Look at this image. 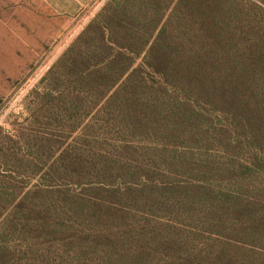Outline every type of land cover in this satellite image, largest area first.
Returning <instances> with one entry per match:
<instances>
[{
    "label": "rangeland",
    "instance_id": "374dc122",
    "mask_svg": "<svg viewBox=\"0 0 264 264\" xmlns=\"http://www.w3.org/2000/svg\"><path fill=\"white\" fill-rule=\"evenodd\" d=\"M111 1L0 43V264H185L264 235V73L198 92L143 69L108 103L60 60Z\"/></svg>",
    "mask_w": 264,
    "mask_h": 264
},
{
    "label": "trees",
    "instance_id": "16d2710c",
    "mask_svg": "<svg viewBox=\"0 0 264 264\" xmlns=\"http://www.w3.org/2000/svg\"><path fill=\"white\" fill-rule=\"evenodd\" d=\"M258 12L247 0H112L60 65L108 103L116 86L120 91L140 84L143 69L166 89L200 92L223 80L238 91L245 74L264 73V24L258 21L264 16ZM141 56L134 69L133 59ZM250 227L248 221L235 235L211 239L212 252L191 249L187 254L194 259L185 264H264V235Z\"/></svg>",
    "mask_w": 264,
    "mask_h": 264
},
{
    "label": "crops",
    "instance_id": "0c3cea01",
    "mask_svg": "<svg viewBox=\"0 0 264 264\" xmlns=\"http://www.w3.org/2000/svg\"><path fill=\"white\" fill-rule=\"evenodd\" d=\"M94 0H0V43H25L15 29L39 27L53 17L78 15ZM17 37V39H15ZM0 47V51H1Z\"/></svg>",
    "mask_w": 264,
    "mask_h": 264
}]
</instances>
